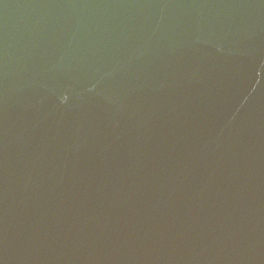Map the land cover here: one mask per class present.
<instances>
[{
    "label": "water",
    "instance_id": "water-1",
    "mask_svg": "<svg viewBox=\"0 0 264 264\" xmlns=\"http://www.w3.org/2000/svg\"><path fill=\"white\" fill-rule=\"evenodd\" d=\"M0 264H264V0H0Z\"/></svg>",
    "mask_w": 264,
    "mask_h": 264
}]
</instances>
